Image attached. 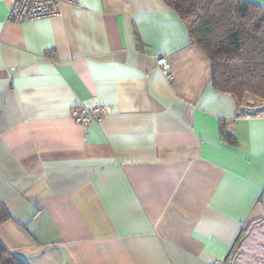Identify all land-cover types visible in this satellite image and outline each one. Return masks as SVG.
<instances>
[{
  "label": "crops",
  "instance_id": "0c3cea01",
  "mask_svg": "<svg viewBox=\"0 0 264 264\" xmlns=\"http://www.w3.org/2000/svg\"><path fill=\"white\" fill-rule=\"evenodd\" d=\"M12 1L0 0V243L26 264L224 260L264 217V110L237 114L162 0H81L21 23ZM95 105L108 110L86 130L70 116Z\"/></svg>",
  "mask_w": 264,
  "mask_h": 264
},
{
  "label": "trees",
  "instance_id": "16d2710c",
  "mask_svg": "<svg viewBox=\"0 0 264 264\" xmlns=\"http://www.w3.org/2000/svg\"><path fill=\"white\" fill-rule=\"evenodd\" d=\"M186 27L188 37L211 63L215 89L239 102L254 96L264 99V5L248 0H162ZM223 138L233 142L221 130ZM10 218L0 204V225ZM264 217L248 223L239 233L224 264H232L241 238ZM0 264H26L0 243Z\"/></svg>",
  "mask_w": 264,
  "mask_h": 264
},
{
  "label": "built area",
  "instance_id": "2783aa9c",
  "mask_svg": "<svg viewBox=\"0 0 264 264\" xmlns=\"http://www.w3.org/2000/svg\"><path fill=\"white\" fill-rule=\"evenodd\" d=\"M65 3L79 6L81 0H13L9 9V19L14 23H21L57 16L60 14L61 5ZM155 64L164 74L165 78L170 80L172 74L169 71L167 58L162 55L157 56ZM107 110V107L103 105L91 107L74 106L70 109V116L86 130L91 123L101 120ZM253 112L257 111H250L246 107H243L237 114L249 116ZM214 264H224V260L217 261Z\"/></svg>",
  "mask_w": 264,
  "mask_h": 264
},
{
  "label": "rangeland",
  "instance_id": "374dc122",
  "mask_svg": "<svg viewBox=\"0 0 264 264\" xmlns=\"http://www.w3.org/2000/svg\"><path fill=\"white\" fill-rule=\"evenodd\" d=\"M240 103L250 111L264 110V99L254 96H248ZM232 264H264V223L254 225L252 231L241 238L233 254Z\"/></svg>",
  "mask_w": 264,
  "mask_h": 264
},
{
  "label": "water",
  "instance_id": "95a60500",
  "mask_svg": "<svg viewBox=\"0 0 264 264\" xmlns=\"http://www.w3.org/2000/svg\"><path fill=\"white\" fill-rule=\"evenodd\" d=\"M263 202H264V196H263Z\"/></svg>",
  "mask_w": 264,
  "mask_h": 264
}]
</instances>
